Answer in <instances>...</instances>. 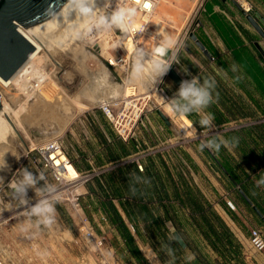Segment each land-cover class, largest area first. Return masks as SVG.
Here are the masks:
<instances>
[{"label": "crops", "instance_id": "1", "mask_svg": "<svg viewBox=\"0 0 264 264\" xmlns=\"http://www.w3.org/2000/svg\"><path fill=\"white\" fill-rule=\"evenodd\" d=\"M245 1L249 4L245 10L252 8L264 16V0ZM196 3L157 0L152 24L162 32L160 39L171 37L176 42L166 55L170 58L175 53L179 40L188 44L177 52L180 63L175 71L182 80L193 76L201 81L208 76L215 78L214 96L218 94V99L207 109L214 115L213 125L264 115V38L246 18L243 7L233 0H204L201 23L194 32L205 51L182 36L188 13ZM139 41L138 46L145 45L149 52L160 42L148 36ZM96 58L108 72L118 75H112L119 79L112 82L120 85L115 98L135 99L140 96L137 93L159 88L170 100L179 88L180 84L167 74L154 88L129 84L128 80L122 81L117 69ZM233 64L239 71L231 70ZM109 98L87 99L89 107L65 127L61 139L76 171L101 170L82 188L81 201L96 231L113 235L109 238L115 252L130 260L133 257L139 264H150L145 252L167 254L162 244H168L173 252L181 254L206 250L215 257L211 264H264V250L254 251L249 242L250 228L258 226L264 233V221L253 208L256 206L264 215V187H256L259 173L264 170V122L225 134L226 139L238 137V146L231 150L222 147L214 157L206 156L205 149L160 150L159 144L179 135L180 129L172 125L168 115L164 114L167 121L162 118L159 103L152 97L143 103L141 99L136 101L142 108L141 122L136 136L124 140L99 108V103ZM187 118L195 130L196 126L204 130L196 114ZM134 154H139L143 170L130 160ZM227 199L234 202V209L228 207ZM194 201L203 208L211 205L228 226L233 236L230 257L220 255V246L212 248L206 237L207 226L200 224V216L192 214ZM119 219L124 223L117 224ZM173 231L185 242L178 251L175 238L169 240L174 237Z\"/></svg>", "mask_w": 264, "mask_h": 264}, {"label": "rangeland", "instance_id": "2", "mask_svg": "<svg viewBox=\"0 0 264 264\" xmlns=\"http://www.w3.org/2000/svg\"><path fill=\"white\" fill-rule=\"evenodd\" d=\"M200 1L201 0H197L195 6H193L188 13V18L185 21V27L189 22L196 20L197 9ZM210 5L211 4H208L206 8L209 9ZM152 22L153 17L151 18V23ZM184 30L185 28L182 31L183 37H185ZM158 32L159 36L156 38L160 41L162 40L160 39V34H162V32L159 30ZM139 40H142V38H139ZM179 42H181V40H179L177 44ZM187 45L188 44L183 42L181 49H185ZM55 50H48L47 52L49 53L47 54L48 56L49 54H52L61 62L62 70L60 69V73L51 75V77L54 79L53 81L52 78L49 81H46L48 85H51L52 87L56 86L54 87V93L52 96H54L56 93L57 95L65 96L64 99L66 102L68 101V103H73L76 100L86 103V100L90 97H92V99L96 97V99L101 100L108 96L107 94L95 93L93 91L96 77L99 73L106 69L105 67L103 68V63L98 58H96V54L94 55L77 39H73V37L69 41L67 47L62 49L57 47ZM165 58L169 60L171 57L169 58L168 54ZM44 60L45 61H43V64L41 63V65L45 66L49 63L47 61L46 54ZM112 75L118 77L117 73L114 72L111 74V80L114 82L119 80H116V78L114 79ZM46 82L45 85H47ZM9 92L10 94L5 95L4 97V104L6 103L8 106H15L18 104V102L22 101L26 97L23 92L15 88V85L12 86ZM36 96L37 94L31 96L30 99H28L27 107L30 111H33L31 104L34 105V103L37 102V100H35ZM148 98L150 97H147V99ZM74 110L75 115L73 118L65 123V119L62 117V109L59 110L58 108V111L52 112L47 108H42L39 115L41 119L39 121L37 120L35 123L33 121L25 123L24 130L18 129L17 132L12 136L13 138L9 140V143L0 145V166H3L6 162V166L0 168V177L3 178L0 179V242L1 244L7 246L9 250H11V254L17 258L20 264H26L29 257H32L35 260L49 258L55 264L94 263V259L92 258V254L87 247V243L78 234L76 225L73 222V219L65 204L62 202L55 203V222L51 225V227H44L43 225L37 226L36 217L25 216V211L30 210V208L38 203L40 199L45 198L44 196L39 197L36 194V188L45 187L43 180H38L35 188L29 189L27 193L28 204L26 206L19 205L16 194L9 186L10 182L17 179L20 170L24 168H27L37 177L39 176L37 170L47 177V173L39 166L35 169L31 164H29L27 158L24 157L25 148L29 144L38 142L40 140H45L56 136L61 137L65 126L67 127L74 118L83 114L86 109H83V111H78L74 105L72 106V111ZM168 119L172 121V125L178 128V130L182 128L185 131V135L178 136L177 134L176 137L161 142L159 144L160 150H169L174 148L182 149L185 147L199 149L198 145L202 141H206L211 137H224L225 134L242 132L244 131V128L254 126L255 124H262L264 122V115H256L253 118L235 120L219 125L214 124L212 125L210 131L206 129L200 130V128L196 126L197 129L195 133L191 129H186L183 127L181 123H184V121L181 118L168 117ZM249 120H255L256 123L249 125L245 124ZM205 150L207 151V153H205L206 156H208V154L214 156L215 153L213 151L207 148H205ZM29 220L32 224V227L27 232H22L20 230L21 224ZM107 236L109 240V237L113 239V235L107 234ZM176 250L178 251L177 248ZM145 254L148 256L150 264H168L167 260H172L173 264H198L193 263L194 260L188 261L186 259L188 255L193 254L190 251L187 254H181V252L174 251V257H170L168 259L167 254L161 255L150 252H145ZM198 254L205 260V264H211L215 262V257L212 256V253L206 252V250L203 253L199 252ZM116 255L120 264H139L135 258L131 257L130 260L125 256V254L121 252L116 251ZM221 264L227 263L222 262Z\"/></svg>", "mask_w": 264, "mask_h": 264}, {"label": "built area", "instance_id": "3", "mask_svg": "<svg viewBox=\"0 0 264 264\" xmlns=\"http://www.w3.org/2000/svg\"><path fill=\"white\" fill-rule=\"evenodd\" d=\"M203 1L204 0H201L198 5L196 20L189 22L185 27L184 36L186 38L191 39L188 35L189 32H194L201 23L198 16L203 6ZM233 1L241 6L239 0ZM133 2L139 5L145 2V0H133ZM148 2L151 4L150 9H140L138 16L139 19L135 21L136 24L144 25L145 31L142 33L137 32L128 34L137 44H140V41L137 39L138 36H146L151 33L157 34L155 27L149 21L156 9L157 0H148ZM116 4L117 0H105L102 3V9L107 6L106 11L111 13ZM18 30L20 31L19 27ZM122 34L124 33H121L119 30L111 33H97L94 29L91 34L94 35V40L92 42L87 38L77 40L94 55L96 54L98 57L105 60L109 66L117 69L123 81L128 80V68L131 64L132 53L131 51L127 52V50L121 45L120 39ZM113 44H117V47L113 48ZM182 44L183 40L177 44L175 53L169 59L172 63L170 68H173L174 70L176 65L180 63L179 58L177 57V52L182 48ZM94 46H98V50H96ZM47 61L49 63L45 66L40 65L41 67L39 69L42 74L46 73L47 75H54L60 73L62 65L56 57L51 54L47 56ZM18 72L17 77L21 80H26L25 90L27 93H31V96H34L39 92L43 85L42 83L47 79V76H45L46 78L42 81L35 78L29 63H26L24 68L18 70ZM160 90L162 91V89ZM166 98L169 100L167 96ZM136 101L137 100L134 98L128 99V97H126L104 99L99 103V108L113 124L117 134L124 140L136 136L138 124L141 122L142 108L136 104ZM255 122V120H249L245 124L249 125ZM181 135H185V131L182 128H180L178 136ZM24 157L27 158L29 164L35 169L39 166L47 173V177L44 176L45 179L43 180L45 186L49 184H54L56 186V191L59 195L58 202H62L66 205L73 222L76 225L78 234L87 243V247L94 259V263L88 262L83 264H120L116 252L108 239L107 233L96 231L93 222L85 213L81 201L82 188L101 170L78 172L74 169V173H71L69 167H72V159L63 145L60 136L29 144L25 148ZM130 160L135 162L138 170H143L144 164L140 160L139 154L132 155ZM37 172L41 175L38 170ZM52 195H55V193H45L44 197L51 199ZM226 204L231 209L235 208L234 202L230 199L226 200ZM131 228H133L132 225ZM249 242L254 251L260 252L264 250V246H262L264 245V233L260 227L254 226L250 228ZM0 264H20L17 258L11 254V250H9L7 246L1 244V242ZM26 264L55 263L49 258L35 260L32 257H29Z\"/></svg>", "mask_w": 264, "mask_h": 264}, {"label": "clouds", "instance_id": "4", "mask_svg": "<svg viewBox=\"0 0 264 264\" xmlns=\"http://www.w3.org/2000/svg\"><path fill=\"white\" fill-rule=\"evenodd\" d=\"M105 8L97 6V0H67L65 8L69 14L75 12L78 18H82V23L72 29L71 35L73 39L87 38L90 42L94 40V35H91L94 29L97 33H111L119 30L121 33L133 34L144 32L145 26L136 24L135 19L139 14L140 9H150L151 4L148 0L137 5L133 0H117L115 8L108 13ZM175 40L171 37H165L159 42L158 46L150 50V58H145L144 49L138 48L136 45L129 43L126 50L131 51L132 59L128 68V83L138 85L140 87L153 86L162 82V78L167 74L172 63L166 59V54L175 45ZM113 48L117 44L112 45ZM233 72L239 71L237 65L231 66ZM187 74V70H185ZM35 78L39 80L45 79V76L36 71ZM216 80L214 77L208 76L201 78L193 76L190 80H182L174 97L170 100H165L169 106V113L176 118H187L191 114H196L199 117V125L206 130H211L214 115L207 109L216 102L218 94L214 96L216 89ZM120 85L112 82L111 74L105 69L99 73L95 80L94 92L110 95L115 98L119 95ZM92 98V97H90ZM196 130L194 129V133ZM239 138L231 137L226 139L223 136H214L206 141H202L198 148L203 151L205 148L219 153L222 147L229 150L238 146ZM6 166V162L0 168ZM0 179H3L0 177ZM43 174L38 177L30 172L27 168L21 169L18 178L11 181L9 186L16 194L20 206L28 204L27 193L29 189L35 188L38 180H44ZM256 187H264V170L259 173V179L256 180ZM45 193H55L51 199L42 198L38 203L33 205L30 210L25 211L26 217H36L37 226L51 227L55 222V203L59 201V195L54 184L46 185L44 188H36V194L43 197ZM32 227L29 221L21 224L20 230L27 232ZM174 237H169L173 240ZM264 246V245H262ZM162 249L166 250L167 255L174 257L173 249L168 244H162ZM194 255H188V261L193 260ZM168 264H173L170 260Z\"/></svg>", "mask_w": 264, "mask_h": 264}, {"label": "bare ground", "instance_id": "5", "mask_svg": "<svg viewBox=\"0 0 264 264\" xmlns=\"http://www.w3.org/2000/svg\"><path fill=\"white\" fill-rule=\"evenodd\" d=\"M104 1L105 0H97V6L102 8V3ZM66 2L67 0L56 13H54L51 17H49L48 19L40 23L28 26L26 28L21 25H18L22 34H24V36L35 47L34 50L29 53L28 58L18 68V70H22L24 66L26 65V63H29L32 69V73H35L36 71L40 72V69H39L41 67L40 65L43 61H45L44 60L45 54L46 56H48L47 54L49 53L47 52L48 50L54 51L55 48L57 47L62 49L68 46L69 41L72 38V35H71L72 29L78 26L79 24H81L83 21H82V18L80 19L77 17V14L75 12L69 14V12L65 8ZM239 3L244 9L249 8V4L245 0H239ZM155 10L149 19L150 23H151V18L155 16ZM138 16L139 14L137 15L135 21L139 19ZM155 31L157 34L151 33V34L146 35V37L148 36V37H151L157 40L156 37L159 36V32L157 31L156 28H155ZM142 37H145V36H138L137 38L138 41H139V38H142ZM120 43L125 49L129 43L136 45L138 48L144 49L146 59L150 58V52L148 51L147 47L145 45L138 46V44L135 43L133 38L129 36L128 34L122 35L120 39ZM18 70L13 75H11L8 79H4L0 76V101H1L0 145H3V144L5 145L6 143H9V140L13 138L12 136L14 135V133L17 132L18 129L24 130L25 123L30 122V121H33L35 123L37 120L39 121L41 119L39 115H40L42 108L44 109L47 108L52 112L58 111V108L59 110L62 109L63 110L62 117L65 119V123H66L71 118H73V116L75 115V110L72 111V106L75 105L78 111L79 110L83 111V109H86L87 107H89L87 103H84L78 100L74 101L73 103H68V101L66 102L64 99L65 96L57 95V93L54 96H52L54 93V87L56 86L52 87L51 85H48L46 81H49L52 77L51 75L49 74L47 75L46 73H44L43 75L47 76V79L46 81L42 83L43 85L41 86L40 91L36 93L37 96L35 100H37V102H35L34 105L31 104L33 111H30L27 107V104H28V99H30L31 97V93H27V91L25 90L26 80H21L17 77L19 73ZM53 80L54 79L52 78V81ZM45 82L47 83V85H45ZM14 85H15V88L23 92L26 97L22 101L18 102V104L15 106H11V105L8 106L6 103L4 104V101H5L4 97L5 95L10 94L9 90ZM136 95L137 96L140 95V96L135 98V100L138 101L141 99L142 103L147 99V97H153L161 106V109L163 110L164 114L168 115L170 118L173 117L170 115L169 106L166 103L168 99L166 98L163 91H161L159 88H155L152 91L151 90L147 91L146 93H142V92L137 93ZM121 98H125V97L121 96ZM181 119L185 123V124L181 123L183 127H185L186 129L190 128L192 131H194V127L192 126L188 118L181 117ZM69 169L71 173H74L73 167H69Z\"/></svg>", "mask_w": 264, "mask_h": 264}, {"label": "water", "instance_id": "6", "mask_svg": "<svg viewBox=\"0 0 264 264\" xmlns=\"http://www.w3.org/2000/svg\"><path fill=\"white\" fill-rule=\"evenodd\" d=\"M66 0H0V76L8 79L26 61L30 52L34 50V45L18 30V25L28 27L40 23L54 13H56ZM239 6V5H238ZM241 8V6H239ZM246 18L264 38V16L258 11L244 10ZM189 37L205 50L204 46L197 39L194 32H189ZM98 50V46H94ZM206 51V50H205ZM177 84L182 79L179 74L170 68L167 72ZM1 108V101H0ZM162 118L167 121L164 113L158 109ZM243 196L251 202L246 194L241 190ZM254 210L264 221V215L256 207ZM175 240L181 247H185V242L177 231L172 232Z\"/></svg>", "mask_w": 264, "mask_h": 264}, {"label": "trees", "instance_id": "7", "mask_svg": "<svg viewBox=\"0 0 264 264\" xmlns=\"http://www.w3.org/2000/svg\"><path fill=\"white\" fill-rule=\"evenodd\" d=\"M255 125H258V124H255ZM219 163L224 168V170L227 171V173L230 176H232V174L229 172L227 167L225 165H223L220 161H219ZM232 178H233V176H232ZM192 206H193L192 214L200 216L201 217V223L200 224H202V225L205 224L207 226V230L205 231L206 237L208 238V240L210 238V243L212 245V248L216 250V249H219V246H220V250H219L220 255L222 257H224V256L230 257V255H231V251H230L231 248L230 247L233 243L232 242L233 236H232V233H230L229 228L226 225V223L211 208V205H207L206 208L205 207L203 208V207L199 206L197 201H194ZM123 223L124 222L122 219H119L117 221V224H119V225L123 224ZM211 235L214 236V239H212V240L210 237ZM175 247L178 250H180V245L178 244V242L176 240H175ZM194 255H195V259H194L193 263L205 264V260L199 254H194Z\"/></svg>", "mask_w": 264, "mask_h": 264}]
</instances>
